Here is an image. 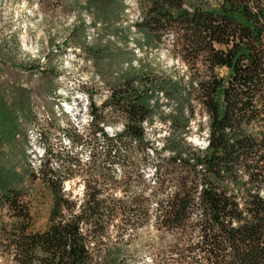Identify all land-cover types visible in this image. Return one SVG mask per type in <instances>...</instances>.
<instances>
[{"label":"trees","instance_id":"16d2710c","mask_svg":"<svg viewBox=\"0 0 264 264\" xmlns=\"http://www.w3.org/2000/svg\"><path fill=\"white\" fill-rule=\"evenodd\" d=\"M206 2L187 8L183 0H151L143 11L136 28L148 45L171 33L188 80L130 66L109 86L101 110L89 103L90 162H103L107 174L92 168L80 203L61 187L78 160L69 150L45 147L39 171L53 201L42 231L32 229L19 186L23 176L12 162L15 148L24 153L20 120L31 121L30 95L17 87L22 92L8 102L0 92V207L8 219L0 220V264H132V236L146 222L171 236L154 248L148 243L149 264H264V0ZM86 5L102 25L120 21L125 9L119 0ZM85 31L83 24L72 30L78 47L100 58V48L85 44ZM158 95L174 103L168 114L172 133L160 149L166 156L150 143L144 126L158 114L157 99L151 105ZM41 99L53 118L50 102ZM193 102L206 118L202 147L183 136L194 116ZM106 107L121 121L112 136L98 127ZM58 131L70 146L85 147L75 130ZM137 156L151 162L150 175L122 168L121 194H105L99 185L116 182L108 167L133 164ZM54 158L55 168L49 163Z\"/></svg>","mask_w":264,"mask_h":264},{"label":"rangeland","instance_id":"374dc122","mask_svg":"<svg viewBox=\"0 0 264 264\" xmlns=\"http://www.w3.org/2000/svg\"><path fill=\"white\" fill-rule=\"evenodd\" d=\"M86 1L0 0V92H4L8 102L14 93L17 96L22 92L17 87L30 95L31 121L20 120L26 139L24 153L15 148L12 162L23 176L19 186L24 192L34 231L47 227L53 201L52 192L39 171L41 162L46 159V146L55 151L69 150L78 160V167H70L61 186L62 192L77 204L83 198L85 180H91L92 168L107 174L103 162H90L89 103L93 109L101 110L109 97V86L130 66L136 71H152L183 79V82L188 80L186 65L172 50V34L167 33L157 44L148 45L144 32L136 28L151 0H119L125 7L120 21L105 22L104 25L93 19L91 10L86 8ZM183 1L187 8L207 4L206 0ZM80 24L86 29L85 44L100 48V58L91 57L78 47L77 36L72 30L78 29ZM219 72L226 73L224 69ZM42 97L50 102L53 118L42 106ZM156 99L158 114L144 126L150 143L166 156L168 153L160 149L172 133L168 114L174 103L158 95L152 98L151 105ZM193 106L194 116L189 120L187 133L183 136L192 146L202 147L206 144V118L195 102ZM102 111V116L97 117L98 127L108 136L119 132L122 128L120 119L107 107ZM58 128L75 130L86 141L85 147L70 146L66 138L60 136ZM252 130L256 131L258 127L253 126ZM98 140L99 137H96L94 142L97 151ZM2 150L6 152V147ZM130 162L114 163L108 167L113 171L116 182L112 186L99 185L105 194L106 191L117 196L121 194V180L125 175L123 169L130 167L133 172L138 170L145 176L150 175L149 160L144 161L137 156L133 164ZM49 163L54 168L58 164L56 158L50 159ZM97 180L98 184L102 181L101 178ZM149 207L153 208V203ZM0 220H8L5 208L1 207ZM152 225L153 222H146L132 236L130 263L149 264L148 243H152L154 248L171 239L170 234L156 230Z\"/></svg>","mask_w":264,"mask_h":264},{"label":"clouds","instance_id":"9594fccd","mask_svg":"<svg viewBox=\"0 0 264 264\" xmlns=\"http://www.w3.org/2000/svg\"><path fill=\"white\" fill-rule=\"evenodd\" d=\"M65 187H67V186H65Z\"/></svg>","mask_w":264,"mask_h":264}]
</instances>
